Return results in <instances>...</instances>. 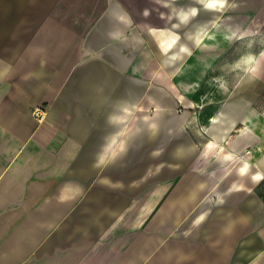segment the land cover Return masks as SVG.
Here are the masks:
<instances>
[{
    "label": "crops",
    "instance_id": "1",
    "mask_svg": "<svg viewBox=\"0 0 264 264\" xmlns=\"http://www.w3.org/2000/svg\"><path fill=\"white\" fill-rule=\"evenodd\" d=\"M166 2L0 0V264H182L167 229L201 193L186 170L202 141L175 106H196L207 76L182 73L188 42L166 56L177 34L163 23L182 32L204 0L172 11ZM225 110L200 116L206 138L228 133ZM244 211L223 223L209 257L229 254L243 225L257 224Z\"/></svg>",
    "mask_w": 264,
    "mask_h": 264
},
{
    "label": "rangeland",
    "instance_id": "2",
    "mask_svg": "<svg viewBox=\"0 0 264 264\" xmlns=\"http://www.w3.org/2000/svg\"><path fill=\"white\" fill-rule=\"evenodd\" d=\"M128 1L134 7L157 5V0ZM166 1L167 10L185 3V0ZM226 1L222 8L194 5L199 13L197 10L191 24L182 25V32L173 27V18L165 17L163 23L167 33L177 34L176 42L165 47L166 56L176 43L188 42L192 48L187 52L182 73L207 76L202 82H195L200 88L196 106L189 109L184 105L193 104L192 101H179L175 106L183 127L189 128L202 141L197 163L186 170L191 171V184L197 185L201 193L191 196L193 201L182 210L181 218L175 219L176 226L167 229L173 238L181 241L182 264L203 261H209V264H264V177L254 176L258 163L264 165V0ZM135 18L140 19V14L135 13ZM152 19L158 23L156 18ZM202 23L211 25L202 26L198 31L197 26ZM206 27H210L212 33L200 43L196 32L202 34ZM197 45L207 50H199ZM198 53L199 64L194 70L187 71L199 61ZM180 95L187 99L185 93ZM221 104L229 112V131L223 139L210 140L205 137L209 125L202 124L200 116ZM148 110L155 112L158 106L151 104ZM207 115V120H215V111ZM243 121L246 124L241 126ZM208 142L210 149L206 153L204 143ZM245 163L250 166L243 170ZM240 208L258 219L257 224L251 226L246 222L243 225V233L239 240L231 242L229 254L214 252L215 257H209L211 250L207 246L212 243L213 247L217 246L214 236L228 218H237Z\"/></svg>",
    "mask_w": 264,
    "mask_h": 264
},
{
    "label": "bare ground",
    "instance_id": "3",
    "mask_svg": "<svg viewBox=\"0 0 264 264\" xmlns=\"http://www.w3.org/2000/svg\"><path fill=\"white\" fill-rule=\"evenodd\" d=\"M204 4L209 6V7H212V8H216V7H220L222 8L225 4H227V1L226 0H204ZM193 12L196 10L195 7H193ZM188 13L187 12H181V16H186ZM228 28V26H227ZM230 29V28H229ZM212 33V30L210 27H206L204 32L202 34H198L197 35V41L202 43L204 41V39L207 37V35H210ZM182 96V95H181ZM244 124H246V121H243L241 123V126H243ZM261 170L259 173H256L257 176L259 174H261Z\"/></svg>",
    "mask_w": 264,
    "mask_h": 264
},
{
    "label": "built area",
    "instance_id": "4",
    "mask_svg": "<svg viewBox=\"0 0 264 264\" xmlns=\"http://www.w3.org/2000/svg\"><path fill=\"white\" fill-rule=\"evenodd\" d=\"M33 113L38 118H43L45 114V109L41 106H36L33 108Z\"/></svg>",
    "mask_w": 264,
    "mask_h": 264
},
{
    "label": "clouds",
    "instance_id": "5",
    "mask_svg": "<svg viewBox=\"0 0 264 264\" xmlns=\"http://www.w3.org/2000/svg\"><path fill=\"white\" fill-rule=\"evenodd\" d=\"M148 14V12H147V10H145V15H147Z\"/></svg>",
    "mask_w": 264,
    "mask_h": 264
}]
</instances>
